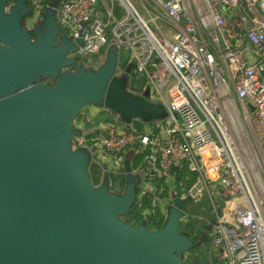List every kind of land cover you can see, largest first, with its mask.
I'll return each mask as SVG.
<instances>
[{
	"label": "built area",
	"instance_id": "obj_1",
	"mask_svg": "<svg viewBox=\"0 0 264 264\" xmlns=\"http://www.w3.org/2000/svg\"><path fill=\"white\" fill-rule=\"evenodd\" d=\"M54 19L59 36L82 40L71 72L97 71L115 48V78L167 112L146 125L81 111L73 149L89 153L99 185L128 161L142 224L164 225L174 199H206L209 263L264 264V0H60Z\"/></svg>",
	"mask_w": 264,
	"mask_h": 264
},
{
	"label": "water",
	"instance_id": "obj_2",
	"mask_svg": "<svg viewBox=\"0 0 264 264\" xmlns=\"http://www.w3.org/2000/svg\"><path fill=\"white\" fill-rule=\"evenodd\" d=\"M26 3L0 0V264H184L195 246L179 233L190 198L173 200L160 230L133 227L122 218L135 185L121 195L109 192L107 179L94 186L87 156L73 149L84 108L136 119L152 112L147 96L115 78V48L97 71H65L82 40L58 35L54 5L31 37Z\"/></svg>",
	"mask_w": 264,
	"mask_h": 264
},
{
	"label": "trees",
	"instance_id": "obj_3",
	"mask_svg": "<svg viewBox=\"0 0 264 264\" xmlns=\"http://www.w3.org/2000/svg\"><path fill=\"white\" fill-rule=\"evenodd\" d=\"M16 1L17 0H8V5L11 6ZM26 1L33 2L34 0H26ZM29 34L30 36H32L31 33ZM133 85H134V81L131 83V87ZM88 127L89 125H87V128ZM76 138H74L73 140V146L77 144ZM89 173H90V178H91L93 185L97 186L98 181H96V178L98 179L99 177V170L95 167H91L89 168ZM193 183H194V178L192 177L188 182L185 183V187L189 188ZM124 184L125 183L123 181L120 187H123ZM122 193L118 192L117 194L121 195ZM187 208H189L190 211L187 210ZM184 213L186 214V217H189V218L188 219L186 218L185 220L180 222L179 233L185 236L186 238H188L189 240L194 241L195 246L191 251L183 254L182 256L183 263L184 264H210L209 256H208V251H209L208 223L204 224L198 218L195 219L194 221L191 220V216L193 214V207L191 205H187L185 207ZM122 220L133 227H139L140 224H142L141 215L137 212L135 205L132 206L130 211L127 213L125 217L122 218ZM163 222H164L163 218H161L160 216H153L151 217V219H148V221H146V224H145L146 229L150 231L160 230L163 226Z\"/></svg>",
	"mask_w": 264,
	"mask_h": 264
},
{
	"label": "rangeland",
	"instance_id": "obj_4",
	"mask_svg": "<svg viewBox=\"0 0 264 264\" xmlns=\"http://www.w3.org/2000/svg\"><path fill=\"white\" fill-rule=\"evenodd\" d=\"M59 2H60V0H51L50 6L54 5L55 7H57ZM120 79H121L123 87H126L127 86V77L123 76ZM133 86H134V88L139 89V91L143 92L145 96H149L151 93L149 88L146 86L140 87V85L135 84V83ZM165 99H166V96H165ZM166 101H167V99H166ZM150 105L152 106V112L144 113L140 116V118L128 119V118H122L121 116L116 115V114L115 115L118 117L119 121L122 122L123 124H130L133 121H137L140 123H144L146 125H150V124L155 123V122H162L163 120L166 119L167 112L165 110L164 105L161 102L151 101ZM93 109H94L93 107H86V110H84L83 114L86 116L87 115L90 116V114L93 112ZM77 151L82 153V154H85L87 156L88 164L91 163V158L88 155V152L86 150L78 148ZM106 179H107V183L112 181L114 183L115 187L118 188L115 193H118V192L122 193V191L124 190V188L127 184L136 186L139 183V178L135 175H132V174H126L124 176H110V177L109 176L107 177V175H105L103 181H105ZM96 181H98V185H99L100 184L99 177H98V179L96 178ZM121 181L122 182L124 181V183H125L123 185V187H120V185L122 183ZM110 192H112V191L110 190ZM189 205H191L193 207V214L191 216L192 221H194L195 219L198 218L202 223L207 224L212 220L211 209L207 205L206 199L202 200L199 203L191 202ZM187 210H189V208H187ZM186 218L188 219L189 217H185V219ZM140 226H143L144 228H146L145 224H140ZM153 231H155V230H153Z\"/></svg>",
	"mask_w": 264,
	"mask_h": 264
},
{
	"label": "flooded vegetation",
	"instance_id": "obj_5",
	"mask_svg": "<svg viewBox=\"0 0 264 264\" xmlns=\"http://www.w3.org/2000/svg\"><path fill=\"white\" fill-rule=\"evenodd\" d=\"M47 1L48 0H38L33 2L27 1L26 3V8L31 12V16L24 18L23 26L27 31H29V33H31V37H33L35 30L42 24L43 14L46 10L44 5L47 3ZM72 68L65 69V71L71 72ZM42 83L52 86L54 81L49 78H44Z\"/></svg>",
	"mask_w": 264,
	"mask_h": 264
},
{
	"label": "crops",
	"instance_id": "obj_6",
	"mask_svg": "<svg viewBox=\"0 0 264 264\" xmlns=\"http://www.w3.org/2000/svg\"><path fill=\"white\" fill-rule=\"evenodd\" d=\"M94 108V107H93ZM98 108H94L93 109V112L90 114V116H91V118H95V116H96V113L98 112Z\"/></svg>",
	"mask_w": 264,
	"mask_h": 264
}]
</instances>
